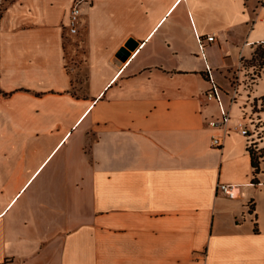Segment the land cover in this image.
<instances>
[{
  "label": "crops",
  "instance_id": "1",
  "mask_svg": "<svg viewBox=\"0 0 264 264\" xmlns=\"http://www.w3.org/2000/svg\"><path fill=\"white\" fill-rule=\"evenodd\" d=\"M263 38L264 0H0V264H264L245 92L227 134L205 99Z\"/></svg>",
  "mask_w": 264,
  "mask_h": 264
},
{
  "label": "built area",
  "instance_id": "2",
  "mask_svg": "<svg viewBox=\"0 0 264 264\" xmlns=\"http://www.w3.org/2000/svg\"><path fill=\"white\" fill-rule=\"evenodd\" d=\"M80 14V9L78 5H75L70 16V24L72 26V31H77L75 25L78 21ZM199 49L202 52V55L205 59V47L206 41H213L215 35H207L202 37L199 34L197 35ZM264 48V38L258 43ZM253 62L247 64L244 60L241 61L238 71L233 77V82L231 89L228 92L229 101L226 103L224 101V95L221 87L215 81V78L212 75V67L209 63L206 65L207 78L211 83L210 89L205 93V99L207 101H216L219 104L221 118L212 119L209 124L215 129L224 131L226 134L229 130V121L231 119V108L238 102L239 97L245 92L246 101L244 106L241 108L242 116L239 122L236 125V128L245 136L248 137V146L250 147L253 143L259 138V134L263 133L264 137V128L261 127V114L264 112V97H258L254 95V87L257 84L258 80L264 76V66L260 69L258 64ZM263 121V120H262ZM224 143L223 136L214 135L212 138V144L216 147H222ZM235 184L229 183H219L218 189L228 195L231 198L237 196V188Z\"/></svg>",
  "mask_w": 264,
  "mask_h": 264
},
{
  "label": "trees",
  "instance_id": "3",
  "mask_svg": "<svg viewBox=\"0 0 264 264\" xmlns=\"http://www.w3.org/2000/svg\"><path fill=\"white\" fill-rule=\"evenodd\" d=\"M263 47L258 44V48L255 52V64H258L256 66H259L260 69L264 66V52H263ZM1 92V91H0ZM261 127L264 128V120L262 121L261 119ZM259 141H263V133L259 134ZM249 152L251 154V163L253 166V171L255 174L259 173L261 171V161L264 156V148H259L258 147V142L253 143L250 147H248ZM253 209V208H251Z\"/></svg>",
  "mask_w": 264,
  "mask_h": 264
},
{
  "label": "water",
  "instance_id": "4",
  "mask_svg": "<svg viewBox=\"0 0 264 264\" xmlns=\"http://www.w3.org/2000/svg\"><path fill=\"white\" fill-rule=\"evenodd\" d=\"M137 45V42H135L134 40H130L126 45V48H123L121 50L120 55H122L124 59H126L130 55L131 51L137 47Z\"/></svg>",
  "mask_w": 264,
  "mask_h": 264
},
{
  "label": "rangeland",
  "instance_id": "5",
  "mask_svg": "<svg viewBox=\"0 0 264 264\" xmlns=\"http://www.w3.org/2000/svg\"><path fill=\"white\" fill-rule=\"evenodd\" d=\"M246 92V91H245ZM246 96L248 97L247 93H246Z\"/></svg>",
  "mask_w": 264,
  "mask_h": 264
}]
</instances>
